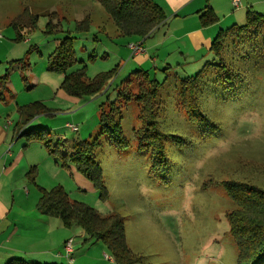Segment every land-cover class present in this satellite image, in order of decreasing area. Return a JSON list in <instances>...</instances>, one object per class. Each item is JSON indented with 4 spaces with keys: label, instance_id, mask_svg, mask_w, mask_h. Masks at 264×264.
Segmentation results:
<instances>
[{
    "label": "rangeland",
    "instance_id": "obj_1",
    "mask_svg": "<svg viewBox=\"0 0 264 264\" xmlns=\"http://www.w3.org/2000/svg\"><path fill=\"white\" fill-rule=\"evenodd\" d=\"M241 6L235 10L242 17L233 9L228 14L235 13L234 21L240 26L246 23L249 8H253L246 0H241ZM255 9L264 13V8ZM24 10L38 15L37 25L24 35L25 40H18L10 24ZM218 15L221 25L205 49L193 50L187 39L169 42L171 48L182 43L186 56L178 59L179 55H174L171 66L161 59L152 62L151 58L142 66L126 47L128 41H135L132 38L141 37H119L114 21L99 0H0V76L8 74L14 94L11 100L6 97L0 101V121L3 125L12 123L11 131L32 124L36 126L27 131L48 130L54 143L61 145L59 155H50L42 141L20 137L21 147L34 150L37 144L36 148L58 165L54 182H48L44 172L43 180L51 186L42 188L60 186L73 201L103 214H120L125 220L128 246L143 258L135 264H238V249L228 220L235 206L225 183L264 190V33L247 29L238 37L225 34L220 60L211 51L212 43L218 33L232 27L233 19L222 12ZM85 18L91 21L89 31L77 33L76 22ZM50 20L58 30L70 31L74 38L76 58L83 64L72 70L86 65L91 79L103 72H116L107 92L79 98L67 97L61 90L62 74L48 71V56L61 38L60 34H45ZM207 64L213 66L205 68ZM137 69L148 71L160 85L153 107L157 131L168 135L164 142L167 161L155 172L151 170L153 151L138 150L143 104L135 99L123 107L124 149L115 147L110 136L101 134L99 125L101 105L114 102L118 98L117 86ZM200 73L195 96L198 111L196 119L191 120L186 109L181 108V81ZM14 99L17 105L7 108ZM36 102L43 103L50 112L21 125L19 108ZM68 104L80 105L70 110ZM65 122L78 125L79 131L65 127ZM172 136L185 143L179 145ZM96 138L99 143L93 156L102 169L106 199L73 162L63 158L71 152L74 141L92 143ZM71 169L76 174L74 178ZM30 184L39 194L37 206L42 194L33 182ZM55 236L57 239L58 233L49 235L44 243L49 244ZM79 249L77 264H100L102 254L111 255L105 244L86 238ZM63 255V262L68 264L70 260Z\"/></svg>",
    "mask_w": 264,
    "mask_h": 264
},
{
    "label": "trees",
    "instance_id": "obj_2",
    "mask_svg": "<svg viewBox=\"0 0 264 264\" xmlns=\"http://www.w3.org/2000/svg\"><path fill=\"white\" fill-rule=\"evenodd\" d=\"M100 4L114 21L119 37H141L151 35L159 26L165 23L167 16L164 10L153 0H99ZM53 15V14H52ZM38 15H29L27 10L16 16L11 26L17 34L18 40H25L24 35L34 30L37 25ZM218 16L209 6L200 16L203 27L216 24ZM76 32L86 33L90 29L91 21L88 18L76 22ZM247 29L264 33V13L260 14L248 10L246 23L242 26L234 25L227 31L218 33L212 43L211 51L222 60L223 41L225 34H233L238 37ZM46 35L60 34L55 50L48 56V71L64 76L61 90L70 97L95 96L108 91L109 82L116 72L108 71L88 78L87 66L82 65L79 69L73 67L83 64L76 58L73 47L74 38L70 31L58 30L52 20L46 25ZM28 60V59H26ZM213 66L207 64L205 66ZM224 67V64H223ZM201 74L193 79L181 81L180 102L181 108H185L191 120L196 119L198 106L196 104L197 84ZM156 78V77H155ZM151 77L148 71L137 70L130 74L120 86H117L118 98L114 102L107 101L99 109L101 134L110 136L115 142L113 145L119 149L126 148L125 139L122 136L121 118L125 105L137 100L143 104L139 121L142 127L138 130L140 152L152 150L155 159L151 164L152 171H158L166 164L164 155V142L168 135L161 134L156 129V116L154 107L157 98L159 83ZM8 74L0 76V101L11 100L14 96L9 86ZM136 88V91H134ZM8 100V101H9ZM22 118L21 125L29 122L37 115L48 113L50 110L41 102L25 105L19 108ZM202 119L201 121H204ZM22 126H20L21 128ZM19 128V129H20ZM28 141H42L50 155L61 154V145L55 144L49 137L46 129L23 131ZM179 145L185 142L178 136H172ZM98 138L92 143L74 141L69 154L63 155L64 159L73 162L78 171L90 179L94 186L101 192L102 199L108 198V191L103 179L102 169L94 159V152L98 146ZM67 166V165H66ZM38 170L31 168L27 173V180L33 182L40 190L37 209L47 217L58 218L64 227H77L85 232L86 240L99 241L105 244L110 251V258L115 264H135L143 258L134 254L127 244L125 220L118 213H100L94 208L70 199L68 193L60 186L50 190L36 184ZM226 190L235 206L228 215L230 231L234 237L238 249V264H264V190L253 185L225 183ZM69 240V239H68ZM67 242V241H66ZM65 242V243H66ZM65 245V244H64ZM75 252V250H74ZM72 254V259H73ZM7 264H57L39 263L23 259H12Z\"/></svg>",
    "mask_w": 264,
    "mask_h": 264
},
{
    "label": "crops",
    "instance_id": "obj_3",
    "mask_svg": "<svg viewBox=\"0 0 264 264\" xmlns=\"http://www.w3.org/2000/svg\"><path fill=\"white\" fill-rule=\"evenodd\" d=\"M153 1L164 10L167 16L165 23L159 26L151 35L140 39L132 38L135 41H128L126 43L128 51H131L128 47L130 42L142 45L144 50L142 54H132L138 58V63L142 64V66H144L143 63L148 61L149 58H151L152 62H158L161 59L163 64L165 63L171 66V58L174 55H179L178 59H180V56H186L187 52L183 49L182 43L175 45L177 48H171L168 46L170 45L169 42L173 44L175 41L182 42L183 39H187L193 45V50L199 49L200 47L205 49L214 36L217 27L221 25V19L218 15L221 12L233 19L232 26H240L236 23L237 21H234L236 20L235 13L228 15L230 10H235L232 0H223L224 3H221L222 0ZM246 3L253 7L252 9L249 8V10L257 13L259 12L255 8H264V0H246ZM208 6L216 13L219 21L214 25L203 27L200 22V16ZM236 14L242 17L241 12H236ZM145 45H148V48ZM171 46L174 47V45ZM135 71H132L129 75ZM62 78H64L63 75ZM9 86L11 87V82ZM15 101L16 99L10 102L7 108H14L17 105L14 103ZM77 105L80 104H68L70 110L71 108H76ZM68 124V122H65V127H68ZM4 125L1 120L0 264H7L12 259H23L39 263L65 264L63 262V260L65 261L63 255L64 244L68 239H73L74 244H77L73 255V262H70L68 259V264L79 263L77 254L80 252V244L83 245V241L86 238L85 232L77 227L66 228L59 219L41 214L35 205L39 197L37 189L34 188L33 190L32 185L27 180V173L31 168L36 167L38 170L36 183L41 187L50 188L51 185L43 180V174L46 172L48 175V182H54V178L57 175L56 171H59L58 165L45 151L37 149V144L33 146L34 148L32 149L34 150L25 149L23 146L21 147L20 133L28 130L31 126H36L35 124L29 125L22 130L15 129L13 131L10 129L12 123L7 122ZM71 125L78 126L76 124ZM42 126L44 125L42 124ZM73 172L71 169L70 174L74 178L76 174ZM64 188H66L65 185ZM55 232L58 233V238L56 239L55 236L53 241L46 245L44 243L45 239L49 235L52 236L53 233L55 234ZM105 255L107 256L105 253L102 254L100 264H105L108 261L109 264L115 263L113 258L107 259Z\"/></svg>",
    "mask_w": 264,
    "mask_h": 264
},
{
    "label": "built area",
    "instance_id": "obj_4",
    "mask_svg": "<svg viewBox=\"0 0 264 264\" xmlns=\"http://www.w3.org/2000/svg\"><path fill=\"white\" fill-rule=\"evenodd\" d=\"M232 4L234 6V8H239L241 6V2L240 0H232ZM2 38L1 34H0V39ZM129 49L132 51L133 55H139L142 54L144 52L142 45L139 43H130L128 45ZM68 127L72 129L73 132H77L78 131V126L75 125H71L68 124ZM64 253L67 256V258L72 261V254L74 253V240L73 239H69L67 240V242L64 245ZM105 257L107 259H110V257L107 255H105Z\"/></svg>",
    "mask_w": 264,
    "mask_h": 264
}]
</instances>
